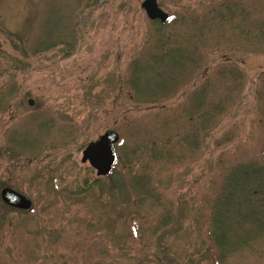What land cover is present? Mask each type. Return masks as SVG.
Segmentation results:
<instances>
[{"label": "rangeland", "instance_id": "374dc122", "mask_svg": "<svg viewBox=\"0 0 264 264\" xmlns=\"http://www.w3.org/2000/svg\"><path fill=\"white\" fill-rule=\"evenodd\" d=\"M156 1L162 26L142 0H0V189L31 202L0 200V264H264V213L214 222L226 174L264 155V0ZM229 5L235 22L209 21ZM170 35L194 68L160 63ZM198 89L223 105L202 123L185 112ZM106 130L117 158L98 176L82 150ZM151 138L168 157L149 160Z\"/></svg>", "mask_w": 264, "mask_h": 264}, {"label": "trees", "instance_id": "16d2710c", "mask_svg": "<svg viewBox=\"0 0 264 264\" xmlns=\"http://www.w3.org/2000/svg\"><path fill=\"white\" fill-rule=\"evenodd\" d=\"M213 11H214L213 12L214 16L212 15L210 17L209 21L213 20L215 22H218L217 24L219 26H220V24L227 23L229 21L235 22L234 19H237V14L234 10V7H232L231 5L224 6L222 8L221 12L218 9H215ZM241 11H243V8L240 9V14L244 15V17L241 18V20L246 21V19H247L246 15L247 14L246 13L244 14ZM208 18H206V19H208ZM168 21H171L170 17H169ZM209 21H202L198 24V26H200L198 31H199L201 37H203L205 31H207V32L210 31V28L208 29V25L211 24V22H209ZM261 24L262 23H260V28L262 27ZM158 25L162 26L161 23H159V22H158ZM234 28H236V26L232 27V29H234ZM260 28H258V29H259V32H261V33H259L258 35L264 36V31L261 30ZM174 29H176V28H174ZM243 29H245V28H242V32L243 33L246 32ZM168 37H169V39L171 37L173 40L169 41V42H171L172 46L169 45L166 51H163V47H164L165 43H166V46H167V44H169V42H167L168 38H164V39L162 38V40H160V51H161V53L159 54V61H160V63H161V61L168 63V66L166 65V66H164V68L170 69L169 66H176L177 63H178V65L176 66V67H178L177 69L184 67V66L185 67L189 66L190 68H194L196 66V63L199 61V58L196 57V47L197 46L193 45L192 50L190 49V52L188 54H185V48L182 51L178 52L176 50V46L179 44H177V42H176V37L174 35H170ZM183 37H187V39L182 40L183 43L188 44V41L191 39L190 34L189 33L185 34ZM183 37H182V39H183ZM1 51H2V48L0 46V53H1ZM233 63L232 64L235 66L236 63L235 62H233ZM230 73H231L230 75L233 76L234 73H232L231 70H230ZM158 75H159L158 76L159 80L157 77H156V79H157V81H159L160 87H162V86L164 87L165 85L161 84L163 82L162 79L160 78L161 74H158ZM162 76H163V74H162ZM204 76L205 75L203 72L201 74V79H204L205 78ZM166 79H168L169 81H173L176 79V76H173L172 74H167ZM191 87H194V84L191 85L190 88ZM195 89L196 88H194V90ZM210 89H211V87L209 86V91H210ZM203 93H204V91H201L200 89H198L195 93L191 92V95L193 96V103H191V106L189 108H187V106L185 108V112L188 111V120L193 119L196 122H198V120H200L199 123H202L201 120L204 121V120L211 119L214 112L218 111L223 106L222 103L211 104L215 101H212V99L209 100V97H208L209 92L207 94H203ZM212 105H214V106L211 107ZM201 107H203V108L200 109ZM189 110H191V111H189ZM197 125L199 126V124H197ZM197 125H194L193 127L191 126L190 131L196 132V130H197L196 126ZM150 140L151 141L153 140L152 142L150 141L149 144L147 145V147L149 149L148 157L150 158L149 159L150 161H158L164 157L166 158L169 156V149H168L167 142H169V141L171 142L172 141L171 138L165 139V141H164V143L167 146L168 154H166V152L163 151V149L157 147L154 139L151 138ZM194 142H196V139L190 138L187 140V142H182V143H186L189 146H194L195 145ZM263 148H264V145L261 149H263ZM262 157L263 158H262L261 163H256L255 161H252V162H248V163L237 164L235 166L236 169L229 170V173L226 174L224 181L223 182L221 181V184L218 188L219 192L217 191L218 194L215 196V201L220 198L222 201L220 202V204L216 201V203H217L216 205L218 207L220 205H222L224 208L221 210L220 214L217 215V217H216L217 219L215 218L217 221V222L214 221L215 222V229L219 230L224 225H228L227 222H229V225H230L231 222L238 223V221L240 219H244V217H245L244 212H246L245 208L250 207L253 210V207H254V208H257L258 214L264 213L263 212V210H264V155ZM130 175H132L133 177L130 176L128 178L126 177L125 179H130V182L136 186L139 183L141 185H144L145 181L148 180V176L144 173H141V175L131 173ZM120 178H121V176H120ZM123 181H124V184L126 185L124 178H123ZM120 185H121V183H120ZM131 186L132 185H129L130 188H131ZM129 193L131 195L130 191H129ZM224 209H225V213L223 215L222 213H223ZM232 209H233V214H232L233 218L231 216ZM225 216H227V218ZM220 220H222L221 223H220ZM224 230H226V229H224Z\"/></svg>", "mask_w": 264, "mask_h": 264}, {"label": "water", "instance_id": "95a60500", "mask_svg": "<svg viewBox=\"0 0 264 264\" xmlns=\"http://www.w3.org/2000/svg\"><path fill=\"white\" fill-rule=\"evenodd\" d=\"M140 6L148 19L158 20L161 23L167 20V14L158 7L156 0H143ZM28 103L31 104L32 100L29 99ZM117 140L118 134L116 132L106 130L96 140L87 143L82 151L81 161L88 162L98 176L107 175L115 160V153L111 146ZM0 199L9 207L24 210L31 207L29 199L8 187L1 188Z\"/></svg>", "mask_w": 264, "mask_h": 264}]
</instances>
